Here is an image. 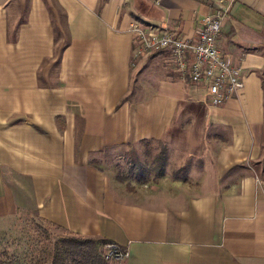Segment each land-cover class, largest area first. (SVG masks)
Here are the masks:
<instances>
[{
	"label": "crops",
	"instance_id": "1",
	"mask_svg": "<svg viewBox=\"0 0 264 264\" xmlns=\"http://www.w3.org/2000/svg\"><path fill=\"white\" fill-rule=\"evenodd\" d=\"M218 1L0 0V232L28 217L124 264H264V0ZM220 7L243 88L213 107L127 30L193 39ZM150 142L172 166L153 184L101 162Z\"/></svg>",
	"mask_w": 264,
	"mask_h": 264
},
{
	"label": "built area",
	"instance_id": "2",
	"mask_svg": "<svg viewBox=\"0 0 264 264\" xmlns=\"http://www.w3.org/2000/svg\"><path fill=\"white\" fill-rule=\"evenodd\" d=\"M218 2L223 4V0ZM227 17L228 8L223 7L202 17L193 39L182 37L174 30H159L137 21H131L127 31L133 37L134 56L166 55L173 71L192 84H203L207 104L218 107L243 88L241 68L217 46ZM101 256L109 264H124L129 252L127 248L108 242L101 247Z\"/></svg>",
	"mask_w": 264,
	"mask_h": 264
},
{
	"label": "rangeland",
	"instance_id": "3",
	"mask_svg": "<svg viewBox=\"0 0 264 264\" xmlns=\"http://www.w3.org/2000/svg\"><path fill=\"white\" fill-rule=\"evenodd\" d=\"M162 148L163 145L159 142L129 146L127 149L112 151L111 154L106 153L101 157V162L105 167L112 168L117 163V170L134 180L128 172L132 163L135 168H139L138 176L145 180L137 184H153L165 171L168 174L171 172L172 166H168V158H165V166L158 176L156 156ZM63 236L56 228L44 222L21 217L12 228L0 232V264H50L54 243ZM102 246L98 249L100 254Z\"/></svg>",
	"mask_w": 264,
	"mask_h": 264
},
{
	"label": "trees",
	"instance_id": "4",
	"mask_svg": "<svg viewBox=\"0 0 264 264\" xmlns=\"http://www.w3.org/2000/svg\"><path fill=\"white\" fill-rule=\"evenodd\" d=\"M166 148L156 156L158 176L161 175L160 170L165 166ZM139 168H135L131 163L128 167L130 177L136 182H144L137 173ZM185 171V169H184ZM116 179L124 182L126 178L117 173ZM108 243L105 240L83 239L74 236H63L58 238L54 243L50 264H109L100 254L99 247Z\"/></svg>",
	"mask_w": 264,
	"mask_h": 264
}]
</instances>
